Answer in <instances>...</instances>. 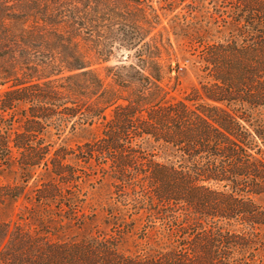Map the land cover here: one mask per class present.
Wrapping results in <instances>:
<instances>
[{
  "label": "trees",
  "instance_id": "trees-1",
  "mask_svg": "<svg viewBox=\"0 0 264 264\" xmlns=\"http://www.w3.org/2000/svg\"><path fill=\"white\" fill-rule=\"evenodd\" d=\"M216 1L232 34L199 39V85L171 98L139 0H0V205L25 199L0 218V264H264V0ZM109 39L135 52L115 63ZM96 123L76 147L51 139ZM103 181L109 230L61 237ZM134 234L160 246L129 251Z\"/></svg>",
  "mask_w": 264,
  "mask_h": 264
},
{
  "label": "rangeland",
  "instance_id": "rangeland-1",
  "mask_svg": "<svg viewBox=\"0 0 264 264\" xmlns=\"http://www.w3.org/2000/svg\"><path fill=\"white\" fill-rule=\"evenodd\" d=\"M146 14L150 17L157 15V18H152L155 23L142 25L144 27L145 40H150L152 45L159 47L161 52V62L167 66L171 64L173 67L171 73H166L164 84L166 87L173 89L169 97L181 98L184 97L194 85H199L200 80V62L198 61V47L200 46L199 39L202 40H219L221 38H229L232 34L228 27L223 26L219 10L217 9L216 0H139ZM27 3V2H26ZM125 11L127 12L128 9ZM129 13L126 18L129 17ZM134 16V15H132ZM41 21L33 18V24ZM124 23L118 27L125 28L129 24L128 20H123ZM115 28L117 26H114ZM41 28V26H40ZM121 33V30H119ZM147 32V33H146ZM106 34V33H105ZM107 35V34H106ZM112 35V34H110ZM109 35V36H110ZM108 36V35H107ZM108 36V37H109ZM118 39V38H117ZM110 40L113 44L114 52L111 56V61L115 63H124L128 53H134L135 48L130 50L119 45V40ZM140 43V40L137 42ZM129 60V59H128ZM178 61V64L176 62ZM178 66L179 73L174 70V66ZM99 75L110 82L111 77L107 75L104 69V64L95 65ZM177 75V79L174 77ZM1 94V87H0ZM257 113V112H256ZM54 133V131H52ZM51 135L52 141L56 144L76 147L77 144L93 139L101 133V128L98 123L94 126L80 125L74 130L67 128L64 134L58 136ZM145 146L154 154V158L163 162L175 161L176 158L171 153L168 147L147 141ZM13 179V175L7 170L0 171V182L5 183ZM87 190L86 200L83 209L87 215L82 223H75L70 219H64L66 227L63 232L59 233L61 237H76L83 238L97 233L99 230H109L103 219L106 215L108 207L116 208L115 200L111 198L113 188L103 181L91 187L86 184ZM255 199L264 204V195L256 196ZM25 199L21 198L17 202H5L0 205V218L4 220L18 219L24 210ZM122 208V207H121ZM126 214L124 210L123 215ZM58 219V217H55ZM34 221V220H32ZM74 222V223H73ZM54 225L58 222L53 221ZM159 238L162 237L158 233ZM136 234L126 237L125 248L129 251L140 250L141 248L156 249L160 245L149 238L139 239ZM163 244L166 239L163 238Z\"/></svg>",
  "mask_w": 264,
  "mask_h": 264
}]
</instances>
